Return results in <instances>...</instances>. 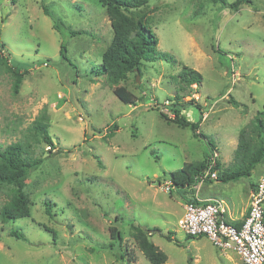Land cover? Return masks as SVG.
I'll use <instances>...</instances> for the list:
<instances>
[{
	"label": "rangeland",
	"instance_id": "374dc122",
	"mask_svg": "<svg viewBox=\"0 0 264 264\" xmlns=\"http://www.w3.org/2000/svg\"><path fill=\"white\" fill-rule=\"evenodd\" d=\"M43 5L61 21L60 30ZM126 11H150L159 52L176 59L146 61L121 81L136 104L122 101L96 75L114 36L99 0H0V146L20 143L42 159L27 180L31 216L5 222L0 215V264H125L118 254L126 247L136 258L131 264H153L135 226L150 230V240L168 256L162 264H243L206 236L189 238L178 220L191 200L213 197L234 222L246 214L264 164L237 181L208 179L171 190L166 184L185 162L209 160L212 144L221 168L233 166L241 130L251 129L264 107V0L238 10L212 0H151ZM184 66L198 70L202 82H180ZM13 69L25 73L18 93ZM177 102L187 104L181 115L200 122L197 130L161 116L173 119ZM13 188L0 184V209ZM114 226L123 241L112 249ZM14 229L28 240L11 235Z\"/></svg>",
	"mask_w": 264,
	"mask_h": 264
},
{
	"label": "trees",
	"instance_id": "16d2710c",
	"mask_svg": "<svg viewBox=\"0 0 264 264\" xmlns=\"http://www.w3.org/2000/svg\"><path fill=\"white\" fill-rule=\"evenodd\" d=\"M151 0H99L106 9L107 15L111 21L114 36L111 43L104 50L102 63L98 65L97 76H105L110 82L113 92L125 103L136 104L135 94L125 85H120L121 81L127 80L132 72H141L144 62L155 61L160 56L175 61L174 56L170 53L159 52V38L151 27V12H136L134 16L127 13L126 10L138 9L147 6ZM215 3L228 5L232 9L238 10L239 6L245 2L252 3V0H235L228 3L227 0H212ZM45 14L51 16L54 20V28L60 30L61 21L54 16L48 6L43 5ZM75 32V31H74ZM61 54L67 57V46L63 42L61 45ZM1 58V57H0ZM15 80L13 89L15 93L19 92L24 78V72L20 69H13ZM178 79L185 82L187 86L200 84L202 74L191 67L184 66ZM178 99V98H177ZM235 104V99H231ZM192 104V101H189ZM188 102V103H189ZM185 103H176L175 117L172 119L168 115L161 113V116L167 121L175 122L182 127L190 126L197 130L200 122H193L181 115L182 109L186 107ZM200 110L203 108L197 104ZM203 119V111H202ZM48 142L52 143V138L47 131V127L40 124ZM112 130V129H111ZM109 134L112 133L109 131ZM212 144V140H209ZM215 145L210 147L211 154L214 152ZM207 159L199 161H187L179 170H173L170 173V181L175 188H193L200 182L201 177L208 169ZM42 162L40 158H32L28 155L26 148L20 143H12L1 149L0 146V184L13 185L14 191L8 202L0 209V215L5 222H15L20 218L31 216V200L26 191L27 180L30 173L38 168ZM259 164H264V107L260 110L252 123V128H243L239 136V144L235 155V161L232 167L223 169L220 163L213 168L218 170V179L223 182L237 181L243 177H250ZM210 180L207 178L206 180ZM255 188L256 183H252ZM197 202L198 200H191ZM46 210L52 214L50 205ZM240 226L241 223H236ZM137 232L135 237L139 246L143 250L146 258L153 264L165 263L168 259L167 254L160 249L153 241L150 240L149 231L142 226H135ZM111 234L114 242L110 243V248H114L116 242L119 246L123 241L121 230L117 227H111ZM11 235L18 239L28 240L25 235L17 230H12ZM189 238L197 236L188 235ZM204 236V235H200ZM167 238H173L168 235ZM121 247V246H120ZM118 257L122 260L127 259V263L135 261V255L132 250L126 247L125 251L120 250Z\"/></svg>",
	"mask_w": 264,
	"mask_h": 264
},
{
	"label": "built area",
	"instance_id": "2783aa9c",
	"mask_svg": "<svg viewBox=\"0 0 264 264\" xmlns=\"http://www.w3.org/2000/svg\"><path fill=\"white\" fill-rule=\"evenodd\" d=\"M216 165L213 152L200 182L207 178L218 179V170H212ZM166 187L171 190L172 183H167ZM184 208L178 225L188 235L206 236L220 250L236 252L243 264H264V174L256 181L248 212L240 221L234 219L236 222H229L226 217L228 210L224 202L217 198L190 201ZM238 222L240 226L236 225Z\"/></svg>",
	"mask_w": 264,
	"mask_h": 264
},
{
	"label": "water",
	"instance_id": "95a60500",
	"mask_svg": "<svg viewBox=\"0 0 264 264\" xmlns=\"http://www.w3.org/2000/svg\"><path fill=\"white\" fill-rule=\"evenodd\" d=\"M74 86H75V84L73 85V87ZM73 96H74V100H75L77 108L80 110V112L82 114H84L85 118L90 123V117H89V115L85 114L84 109H83L82 105L80 104V102H79V100H78V98H77V96L75 94V88H73ZM89 131H90L91 134H94V131L91 129V127H89ZM144 229H146V227H144Z\"/></svg>",
	"mask_w": 264,
	"mask_h": 264
},
{
	"label": "crops",
	"instance_id": "0c3cea01",
	"mask_svg": "<svg viewBox=\"0 0 264 264\" xmlns=\"http://www.w3.org/2000/svg\"><path fill=\"white\" fill-rule=\"evenodd\" d=\"M253 189L251 188V190H250V193H249V198H250V195H251V191H252ZM199 198V200H207V199H209V198H213V197H206V198H201V197H198ZM249 204H250V200H249ZM249 204L247 205V212H248V208H249ZM185 207V206H184ZM184 212V211H183ZM247 212H246V214H247ZM241 214H242V216H240V217H237L236 218V220H238V221H240V220H242L243 218H244V215H246L244 212H241ZM234 220V219H233ZM236 222V221H235ZM233 254H230V253H226V256H232Z\"/></svg>",
	"mask_w": 264,
	"mask_h": 264
}]
</instances>
